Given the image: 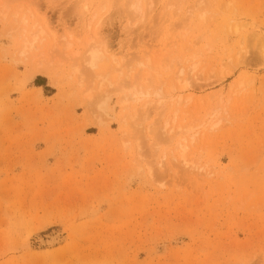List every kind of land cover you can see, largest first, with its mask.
<instances>
[{
  "label": "rangeland",
  "instance_id": "obj_1",
  "mask_svg": "<svg viewBox=\"0 0 264 264\" xmlns=\"http://www.w3.org/2000/svg\"><path fill=\"white\" fill-rule=\"evenodd\" d=\"M0 264H264V0H0Z\"/></svg>",
  "mask_w": 264,
  "mask_h": 264
},
{
  "label": "bare ground",
  "instance_id": "obj_2",
  "mask_svg": "<svg viewBox=\"0 0 264 264\" xmlns=\"http://www.w3.org/2000/svg\"><path fill=\"white\" fill-rule=\"evenodd\" d=\"M40 33H42L41 31H40ZM38 39V35H35L34 36V41H36ZM101 58H102V54L99 52V51H92L91 52V54H90V58H89V65L91 66V67H95L96 66V63L97 62H99L100 60H101ZM135 96V100L136 101H139V100H142L143 98L142 97H146V96H144V95H141L140 96V94H136V95H134ZM190 99V98H189ZM162 104H164L165 105V103H162ZM161 104V105H162ZM191 132V130H188L187 131V133H190ZM181 147H183L184 146V144H182V145H180ZM183 163L186 165V166H188L189 164L187 163V161H186V159H183ZM57 239L58 238H54V239H52V243H55L56 241H57ZM52 245V244H51Z\"/></svg>",
  "mask_w": 264,
  "mask_h": 264
}]
</instances>
